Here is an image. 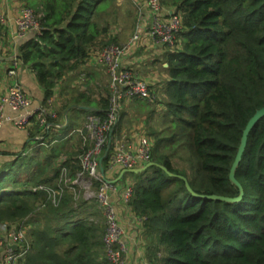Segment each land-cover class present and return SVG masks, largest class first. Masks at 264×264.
I'll return each mask as SVG.
<instances>
[{
    "label": "trees",
    "instance_id": "trees-1",
    "mask_svg": "<svg viewBox=\"0 0 264 264\" xmlns=\"http://www.w3.org/2000/svg\"><path fill=\"white\" fill-rule=\"evenodd\" d=\"M163 3L182 14L183 28L179 46L164 54L168 81L157 103L165 106L176 128L167 139L151 134L152 161L185 176L198 195L236 198L240 190L230 172L249 120L264 107V0ZM27 7L41 15V32L20 46L19 58L35 74L47 101L98 44L118 42L108 19L116 14V0H40ZM90 95L75 89L62 113L72 106L107 109L105 98L94 101ZM184 129L195 160L192 176L174 168L163 151H173ZM67 132L48 141L44 162L26 180L19 178L26 159L0 162V225L24 222L32 228L23 264H111L105 258L103 228L94 219L98 209L75 200L71 188L77 185L66 187L53 203L62 170L71 183L76 180L84 151L80 142L73 153L68 151ZM49 135L44 134L45 141ZM181 147L183 142L173 153ZM130 176L134 192L129 206L137 217H146L140 226L152 245L150 264H264V118L236 170L244 189L239 203L195 197L183 180L156 167ZM39 186L49 191L34 192Z\"/></svg>",
    "mask_w": 264,
    "mask_h": 264
},
{
    "label": "built area",
    "instance_id": "built-area-1",
    "mask_svg": "<svg viewBox=\"0 0 264 264\" xmlns=\"http://www.w3.org/2000/svg\"><path fill=\"white\" fill-rule=\"evenodd\" d=\"M137 6L140 7L137 30L129 41L125 44L110 43L98 50L92 49L86 62L82 65L90 69L88 70L89 74L95 65H100L105 70L108 76V89L102 92V98L107 100L108 107L101 110L102 115L95 113L89 117L83 130L75 132L81 135L82 148H84L79 157L80 171L77 173L75 184L78 187L79 184H82V188L87 192L91 185L94 183L97 185L96 200L106 220L103 245L106 256L112 264H124L129 247L125 239V231L118 220L116 207L111 201L115 185L104 180L100 169V160L105 153L113 130L111 147L106 158L107 163L106 165L103 163L106 177L109 180L114 179L119 168H141L151 162L154 145L153 140L145 132L138 139H133L127 134L114 136L124 103L133 99L152 104L157 103V93L151 89L150 83L138 71L140 66L145 65L149 60L148 56L142 54L138 57L140 59L132 65L128 63V56L138 50L137 48L141 46L145 35L155 45L165 48L166 52L176 50L179 46L178 35L183 28L182 14L165 6L163 0H141L140 3L137 2ZM40 16L33 8L23 7L14 19L17 37L26 39L29 36L40 34ZM7 25L8 19L0 11V28ZM139 60L142 62L138 63ZM21 65L22 60L19 57L13 58L7 72L8 76L14 78ZM82 70L85 71L84 68ZM89 74L82 72L76 79L74 87L79 92H90ZM94 89L97 91L96 88ZM57 91L58 87L53 98L46 101L45 104L33 108L31 98L22 90L21 86L18 83L11 85L0 99V130L7 123L27 130L39 127L35 138L38 143H42L41 145L44 146L46 142L44 134L54 128L53 125L59 118L55 99ZM7 110H10L11 114ZM87 142H90V145H86ZM62 175L66 178L67 170L65 168L62 170ZM38 190L49 191L46 186L33 189L34 192ZM133 192V185L130 183L121 194V203L129 206ZM57 195H60V190L52 191L53 203H55ZM145 220L146 217H137L140 225ZM29 229V226L24 222L20 225L10 223L6 226L3 234L0 235V264L24 263L31 248Z\"/></svg>",
    "mask_w": 264,
    "mask_h": 264
},
{
    "label": "crops",
    "instance_id": "crops-1",
    "mask_svg": "<svg viewBox=\"0 0 264 264\" xmlns=\"http://www.w3.org/2000/svg\"><path fill=\"white\" fill-rule=\"evenodd\" d=\"M138 1L140 3V0H133V2L136 5ZM39 2L40 1H37L36 4H39ZM27 5L28 6L31 5L29 4V0H0V11L4 13V15L8 19V25L3 28H0V99L7 92L8 88L11 85L18 83L21 86L22 90L31 98L33 108H37L41 104H45L47 100L45 98V91L39 84L32 70L28 66H24L22 62V65L18 69L17 74L14 78L9 77L7 73L9 67L11 66V60L15 57L16 58L20 57L19 55L20 46L23 43H25L29 38V37L26 39L18 38L16 27L14 24L15 17H17L21 9L23 7H27ZM131 37H129L127 41L121 43L124 44L127 43ZM144 37L145 39L141 43V46L137 48L138 50L136 51L134 50L135 52H133L132 55L128 56V63L131 65L135 64V62L138 59H140L138 58L140 56L137 55L141 50L144 53H148L149 51H151L152 53H154V55H157L154 58H153L154 55H152L151 58H153V60L156 59L158 56H160L158 58H160V60L164 62L163 58L161 59V57L165 54L166 49L155 45L154 42H152V40L148 39L147 35H145ZM151 58H149V60L146 62L145 65H141L138 71L139 74L150 83L151 89L155 93H157L155 89L156 87L155 82L158 80L159 82L158 88L161 89L164 86L162 82H164L165 80L164 84L166 85V82L168 81V77L164 73H161L162 75L158 74V72L155 70V67H152V65L148 64L150 63V61H152ZM141 62L142 61L139 60L138 63ZM162 66L163 68H166L167 64L163 63ZM91 70H92L91 72L92 81L96 82L95 88L97 89L96 95L98 96L96 100L98 101L102 97V92H104V89L105 88L108 89V81L106 87L102 86V84L100 83L101 79L100 78L98 79L97 75L95 76V70L93 69ZM150 70H152L151 75L146 76L147 71ZM160 77L161 78L163 77L164 79L161 80ZM55 99H56V108L58 110L59 118L57 119L56 124L53 125L54 128H52L49 132V134L52 136L54 135L53 132L58 133V135L60 136L65 130H69V127L71 126L69 113L74 110H78V109L83 110L84 108H87L88 111H91L94 114L95 113L99 115L103 114V112L101 111H100L101 113L99 112V110L101 109H91L85 106H72L67 111L62 113L61 108L63 107V105L60 104L62 97L59 91H57ZM92 100L96 101L95 99ZM137 101L140 100L133 99L131 101H127L125 104L128 106L125 107H129L130 109L132 106L135 105ZM140 111L142 113V110ZM7 112L11 114L10 110H7ZM121 115L122 118L121 117L119 118V122L116 128L118 131L114 133L115 134L114 136L127 134L133 137V139H138L141 137V135H144L145 132L146 135L150 137L154 143L153 137L151 136V134H149V132H147L148 130L145 127V123L127 125L126 122L124 121L125 119L124 117L125 115H128L130 117L131 115L130 112L128 114L126 109H124V111L121 109L120 116ZM141 119L146 120L147 118L145 117ZM83 127L81 128V130H83ZM34 130L20 129L14 126L12 123L5 124L3 128L0 130V162L3 163L7 160L12 161L16 159L17 160L20 159L21 161L23 159H26V161H28L29 159H31L29 153H30V149H32L33 146L32 142L33 141L38 142L36 140L37 138H32L30 135L31 132H33ZM59 130H61L62 132L59 133ZM75 132H73V134L68 132L66 140L72 137L74 134L80 136L81 139V135ZM5 154H9V155H5ZM123 170L124 169L119 168L117 170L116 175L114 176V179L113 178L112 179L113 180L117 179ZM120 182L115 184V192L112 193L111 201L116 207L118 220L120 225L123 227L125 231V239L129 247V253L127 255L128 260L126 264H150L148 261V256H146L147 251L145 249L147 243H149V239H147L143 229L141 228L139 222L137 221V216L134 214L131 207L122 204L120 201L121 194L123 193L127 185L131 183V181L130 182L127 181L119 185Z\"/></svg>",
    "mask_w": 264,
    "mask_h": 264
},
{
    "label": "rangeland",
    "instance_id": "rangeland-1",
    "mask_svg": "<svg viewBox=\"0 0 264 264\" xmlns=\"http://www.w3.org/2000/svg\"><path fill=\"white\" fill-rule=\"evenodd\" d=\"M37 1H40V0H29V4L35 5L37 3ZM116 4L118 6L116 14L110 16L108 19H109V21L112 22L111 24H113L112 25L113 31H111L112 36L113 37H115V36L119 37L117 39L118 42H116V44H121V42H125L128 40L129 37L133 36L134 32L137 30V21H138V15H139V10H140L139 8L140 7L137 6L133 2V0H116ZM106 39H103L102 42L106 41ZM101 47H104V45L98 44V46L94 49L98 50ZM142 54L148 55V58H151L152 55H154V53H152L151 51H149L148 53H144L141 50L137 56H141ZM155 56H157V55H154L153 58ZM158 57H160V56H158ZM158 57L156 59H154L155 61L153 60V58H151L152 61H150V63H148V64L152 65V67H155V70L158 72V74L162 75L161 73H164L162 70L163 69V66L161 63L162 61ZM163 57H164V55L161 57V59ZM83 68L85 71L82 70ZM92 69L95 70V76L97 75L98 79L99 78L101 79L100 83L102 84V86L106 87V84L108 81V76H107L105 70L103 69V67L100 65H95V67H92ZM88 70H90V69L82 66L78 71H75L74 73L67 75V77L65 78V81H63L62 83L59 84L58 91L62 97V100L60 101L61 105H64L66 101L70 102L69 99L75 94L74 83H75L76 79L79 77L80 74H82V72L89 74ZM91 72H92V70H91ZM151 72H152V70L147 71L146 76H150ZM160 79L162 80L164 78L160 77ZM164 82H165V80H164ZM164 82H162V84L164 86L161 89L158 88V84H159L158 80L155 82L156 83L155 89L157 91V103H158L159 96L161 97V94L165 88ZM95 84H96L95 81L91 82V86H90L91 95L90 96H91V98L96 100L98 98V96L96 95L97 91L94 89ZM104 90H106V88ZM157 103L152 104V103H147L145 101H137L135 103V105L132 106L130 109H129V107H125L128 105H126L124 103L122 105V110L124 111V109H126L128 114H129V112L131 114L130 117L128 115H125L124 121L126 122L127 125L145 123V127L148 130L147 132H149V134H153V133L157 132L160 137H163L165 139L169 138L171 133H172L173 128H176V125H175L176 123L174 122V118L172 116H167V117L165 116V114H166L165 106L164 105H158ZM140 110H142V113ZM93 115H94V113H92L91 111H88V110H79L78 109V110H74V111L70 112L69 113V119L71 121V126L69 127V130H67V131L70 132L71 134H73V132L80 130L84 126V124L86 123L87 119ZM145 117L147 118L146 120L141 119V118H145ZM183 131L184 132L179 137V142L173 143L171 146L173 151H175V149L179 150L180 143L182 144V142H183V147H181L180 151L178 153L177 152L173 153V151L171 149H169V148L166 149L164 147H163V151L172 157L171 162H172V166L174 168H176L180 171H184V172L188 173L190 176H192L193 165L195 164V160L192 157L190 147H189V146H191V142L189 139L190 138L189 137V130L184 129ZM60 132H62V131L59 130V133ZM53 134L58 135V133H56V132H53ZM54 135L53 136L49 135L48 137H46V143L44 146L41 145L42 143H38L36 141L32 142L33 146H32V149H30V153H29V156H31L30 158H32V159L28 160L27 164L22 165L24 167H20V176H19L20 180H26L32 174H35V172L38 169V166H40L45 160V157L47 155L46 151H47V148L49 147L48 141H50L54 137ZM79 142H80V145L82 146L80 136H77L76 134H74L71 137L69 143L66 145L68 151L70 153H73L76 150V147L80 146ZM88 144L90 145V142H87L86 145H88ZM17 166H18V164H17ZM63 175L61 174V178L57 182V186L60 190V195H62L64 193L65 189H67L66 187L72 186V184H75V180L72 181V183H71L70 178L67 177V175H66V178H64ZM132 179L133 178L130 176V174H126L124 181L122 180L119 183V185H121L127 181H129V182L131 181V183H132ZM79 185H80L79 187L77 185L76 188H74V189L71 188V190H74L73 192L75 194V200L77 202L85 200V201L91 202L92 205H96V209H98L99 213H98L97 217H94V219H96V221L99 222L100 225L102 226L103 235H104V232L106 229V220H105L104 214H103L102 210L100 209L98 202L96 200V194H97L96 186L97 185H96V183L91 185L89 192H87V190H84L82 188L83 187L82 184H79ZM5 225L8 226L9 224L0 225V235L3 234V232L6 228ZM31 229L32 228L30 227L29 232ZM150 248H152V245L149 242V243H147V245L145 247V249L147 251L146 256H148L149 253H152V250ZM104 251H105V249H104ZM106 257L107 256L105 253V258ZM106 259H108V258H106ZM127 260H128V257H126L124 264L127 263Z\"/></svg>",
    "mask_w": 264,
    "mask_h": 264
},
{
    "label": "water",
    "instance_id": "water-1",
    "mask_svg": "<svg viewBox=\"0 0 264 264\" xmlns=\"http://www.w3.org/2000/svg\"><path fill=\"white\" fill-rule=\"evenodd\" d=\"M83 110H87V108H84ZM263 118H264V107L259 109L255 113V115L249 120V122H248V124H247V126L243 132L241 144H240V147H239V150L237 153V157L235 159V162H234L233 167H232L231 172H230V181L240 190V195L236 198H229V197H224V196H219V195H198L197 193L194 192V190L192 189L188 179L185 176L175 175V174L171 173L166 166L159 164L155 161H151L141 168L124 169L121 172V174L119 175V177L115 180L107 179L103 163H104V160L107 158L108 153L110 151L111 142H112L111 137L113 135L114 130L111 133L109 143L106 147V151L100 160V169H101L102 176L106 182H108L109 184L115 185L118 182L122 181L126 174L139 175V174L146 172L148 169H150L152 167H156V168L163 170L164 172H166L171 177H177V178H180L181 180H183L185 182L187 190L195 197L208 199V200L224 201V202H229V203H239L242 201V199L244 197V189H243V186L241 185V183L236 178V170L240 166V164L243 160V157L245 155V152H246V149L248 146L249 137H250L251 133L258 126L259 122ZM14 248H15V246H14Z\"/></svg>",
    "mask_w": 264,
    "mask_h": 264
}]
</instances>
